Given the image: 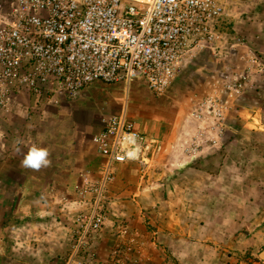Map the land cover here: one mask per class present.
I'll return each instance as SVG.
<instances>
[{"label": "built area", "instance_id": "obj_1", "mask_svg": "<svg viewBox=\"0 0 264 264\" xmlns=\"http://www.w3.org/2000/svg\"><path fill=\"white\" fill-rule=\"evenodd\" d=\"M223 17L219 0H0V111H7L22 91L59 104L98 82L129 86L141 80L161 96L188 56L218 48ZM246 57L248 71L224 82V90L239 94L251 71H263L259 58ZM198 106L224 119V106L213 98ZM92 142L103 161L96 179L84 180L75 190L78 203L89 206L71 219L72 246L62 264H93L87 246L105 227L116 168L138 164L144 180L162 151L136 129L126 107L104 122ZM128 233L127 226L118 232L122 239ZM113 253L120 263V252Z\"/></svg>", "mask_w": 264, "mask_h": 264}, {"label": "crops", "instance_id": "obj_2", "mask_svg": "<svg viewBox=\"0 0 264 264\" xmlns=\"http://www.w3.org/2000/svg\"><path fill=\"white\" fill-rule=\"evenodd\" d=\"M256 33L258 37L252 39L262 48L264 40ZM169 89L158 96L141 80L129 86L98 82L82 91L79 98L63 99L59 104L40 102L27 91L12 97L8 110L0 111V264H58L67 255L71 219L81 211L75 190L84 180L96 179L103 161L93 137L124 107L136 129L156 140L162 151L144 180L138 164L116 168V179L109 189L110 222H106L103 239L94 244L98 258L93 264H104L100 254L104 256L108 250L113 238L111 224L118 222L115 217L120 215L148 242L146 264H221L217 253L200 242L184 239L177 245L156 247L143 227L144 203L190 201L195 187L201 186L194 185V172L208 168V161H191L194 150L187 149L184 155V149L177 152L178 146L188 144L178 134L179 112L167 109ZM129 98L132 104L128 108ZM33 145L50 150V168L34 172L22 166L23 156ZM221 165L209 167L214 170ZM177 183L186 191L177 189ZM167 212L155 211L163 217ZM260 231L264 232V225ZM168 252L171 259L166 257Z\"/></svg>", "mask_w": 264, "mask_h": 264}, {"label": "rangeland", "instance_id": "obj_3", "mask_svg": "<svg viewBox=\"0 0 264 264\" xmlns=\"http://www.w3.org/2000/svg\"><path fill=\"white\" fill-rule=\"evenodd\" d=\"M219 2L224 21H219L221 38L215 44L218 48L214 52H197L192 58L188 56L167 92V109L179 112L178 134L188 144L185 148L178 146L177 152L184 149V155L187 149H193L191 161L211 164L201 172H194V185L201 186L195 187L190 201L144 203L143 227L156 247L177 245L188 239L209 246L221 264H264V232L260 231L264 225V45L257 48L252 39L258 31L264 40V0ZM257 24L261 27H256ZM251 54L259 58L263 71H251L246 89L239 94L224 90V82H233L238 73L248 71L246 56ZM208 97L224 106L223 120L206 115L205 107L198 106ZM130 104L129 98L128 108ZM195 111L202 113L200 119ZM219 162H222L220 168L210 170L209 166ZM180 190L186 191L182 187ZM111 203L109 193V210ZM79 205L81 210L89 206ZM157 210L168 212L163 217L155 213ZM115 218L118 222L111 224L113 238L109 248L104 256L100 254L104 264H146L148 242L144 235L133 229L122 215ZM108 219L109 216L106 220L109 223ZM122 226L129 230L124 239L118 234ZM106 231L105 223L87 246L93 262L98 258L94 244L103 239ZM127 247L129 250L121 253V248ZM114 251L120 252V263H115ZM166 257L171 259L170 252ZM58 264L62 262L59 260Z\"/></svg>", "mask_w": 264, "mask_h": 264}, {"label": "clouds", "instance_id": "obj_4", "mask_svg": "<svg viewBox=\"0 0 264 264\" xmlns=\"http://www.w3.org/2000/svg\"><path fill=\"white\" fill-rule=\"evenodd\" d=\"M50 157L51 152L48 148L37 147L33 145L23 156L21 164L25 169H30L34 172H40L41 170L50 168L52 166V160Z\"/></svg>", "mask_w": 264, "mask_h": 264}, {"label": "trees", "instance_id": "obj_5", "mask_svg": "<svg viewBox=\"0 0 264 264\" xmlns=\"http://www.w3.org/2000/svg\"><path fill=\"white\" fill-rule=\"evenodd\" d=\"M219 29V28H218Z\"/></svg>", "mask_w": 264, "mask_h": 264}]
</instances>
